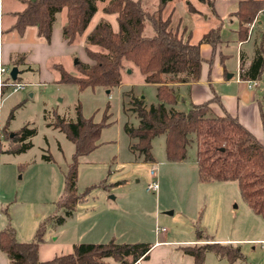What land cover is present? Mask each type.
<instances>
[{
	"label": "rangeland",
	"instance_id": "rangeland-1",
	"mask_svg": "<svg viewBox=\"0 0 264 264\" xmlns=\"http://www.w3.org/2000/svg\"><path fill=\"white\" fill-rule=\"evenodd\" d=\"M174 2L179 16L185 17L182 0ZM158 3L159 0H144V7L152 12L157 9ZM102 7L103 4H99V11L87 30L98 22L99 17H104L117 31L116 14H105L101 11ZM172 13L170 8L164 7L162 16L166 18ZM258 15L259 12L253 22ZM258 18L264 27V14L261 13ZM176 24L171 22V27L180 33L181 29ZM87 30L75 45L72 44L74 55L56 43L53 50L58 58L51 57L46 62L45 56L39 53L37 61L32 63L33 70L27 66L19 67L17 81L24 83L25 89L3 90L0 97V230L9 225L14 229L17 241L29 242L34 239L37 229L43 226V239L51 244L107 243L113 238V227L116 243L154 242L161 240L165 234L168 241L194 240L197 231L201 230L202 239L207 240L205 243L231 244L241 252L238 258L231 260L206 251L203 264H264V253L257 243L264 241V217L253 212L245 202L236 181H203L197 193L195 212L187 199L190 185L183 187L179 183L180 178L175 177L168 190L176 207H156L158 195L147 190L148 183L152 181L149 169L155 164L145 163L141 154L131 151L130 147L136 139L129 137L125 130L126 126L138 125V118L132 110L134 97L143 99L146 109L158 102L156 85L144 82L136 66L126 62L127 67L122 70V84L110 88L93 86L80 90L73 82H59V74L53 64H61L72 74L74 57L88 62L84 52ZM201 31L202 25H194L193 41L198 40ZM6 33L13 32L4 31V36ZM143 34H153L149 22ZM8 35L10 37L11 34ZM221 35L230 37V29H225ZM255 39L243 45L249 57L253 54ZM24 40L32 42L28 37ZM228 44L231 51L224 64L227 75L233 74L228 88L242 92L247 89V82L237 84L240 83L236 77L237 47L233 42ZM204 54L209 59L212 50ZM219 59L218 50L213 60ZM8 67L15 66L8 64ZM255 81L257 86L251 89L258 95L259 109L264 118V76ZM187 106L181 100L178 105H173L175 109L185 111ZM77 108L85 118L101 124L102 128L98 146L77 159L75 188L82 199L68 215L61 203L66 191V178L74 164L75 147L66 134L54 128L53 124L58 118L74 120ZM210 113L215 115L212 110ZM23 128L34 132L24 141L28 143L26 148H23L22 142L14 141ZM164 140L163 134L152 140L151 151L158 163L166 160ZM195 158L196 146L192 142L185 160L194 162ZM157 180L161 185L158 176ZM115 210L120 214L118 218H113ZM156 227H163L165 231L157 232ZM222 239L233 241H219ZM164 247L171 249L168 244ZM154 260L157 264H170L171 253L164 252ZM105 261L118 264L113 259Z\"/></svg>",
	"mask_w": 264,
	"mask_h": 264
},
{
	"label": "trees",
	"instance_id": "trees-1",
	"mask_svg": "<svg viewBox=\"0 0 264 264\" xmlns=\"http://www.w3.org/2000/svg\"><path fill=\"white\" fill-rule=\"evenodd\" d=\"M23 9L15 13L14 30L22 35L27 27H36L37 35L51 41L56 15L65 11L62 36L68 44H74L85 33L93 16L99 11L116 14L118 30H113L109 21L100 18L84 38V52L88 62L77 60L72 74L61 64H53L59 74V82L75 83L80 90L87 87H114L122 84V70L126 62L136 66L146 83L156 85L158 102L149 109L143 99L133 98L132 110L138 118L136 127L126 126L129 137L136 139L131 151L143 156L145 163L153 161L152 140L164 135L165 157L168 162H182L187 149L194 142L196 163L201 181H236L240 194L250 208L264 217V145L229 113L211 115L209 102L193 104L187 111L173 107L177 102V84H189L200 80L202 63L213 64L215 52L222 53L221 24L205 32L197 44L189 41L188 35L171 27L170 15L163 18V9L171 0H159L156 10L149 12L144 0H19ZM211 8L213 0H198ZM188 10L196 12L190 3ZM264 9V0H238V9L231 16L238 23V39H247L249 27L258 12ZM147 22L153 34H143ZM209 44L212 56L205 60L200 54V44ZM14 57V56H13ZM11 59L13 66L22 62V55ZM239 79L255 81L264 76V48H256L250 65L245 68L242 55ZM19 73V71H18ZM18 76L16 78V81ZM3 94V91H2ZM172 106V107H171ZM54 128L66 134L75 147L74 164L66 178V191L61 205L70 215L81 201L75 188L77 159L98 146L102 125L85 118L77 108L76 118L65 121L58 118ZM34 132L23 128L16 142L24 141ZM14 139V137H13ZM7 211L5 215H7ZM44 228L40 226L32 241L19 242L9 225L0 230V252L10 264H145L149 258V243H75L72 250L45 261L38 259V247L43 241ZM203 233L197 231L198 240ZM194 259V264H203L206 251L227 256L231 260L241 255L240 249L231 244L203 243L182 248Z\"/></svg>",
	"mask_w": 264,
	"mask_h": 264
},
{
	"label": "crops",
	"instance_id": "crops-1",
	"mask_svg": "<svg viewBox=\"0 0 264 264\" xmlns=\"http://www.w3.org/2000/svg\"><path fill=\"white\" fill-rule=\"evenodd\" d=\"M213 1L214 4L211 8L207 3L200 2L198 0H182L185 10L184 15L186 13L185 17L179 16L177 11L178 7L176 6L174 0L169 1L165 6L173 11L171 15L168 14L171 17V22H175V24L177 23L176 25H178L179 29H181V33H186V35H188L189 41L192 44H197L205 32L221 24L220 36L222 43L218 49H220L222 55L220 56L219 61L213 60L212 66H210L207 62H203L199 81L189 84H177L175 87L178 94V99L174 105H178L181 100L184 103L186 102L188 105L187 108L189 109L193 104H200L202 102L208 101L210 103V109L215 115L221 116L224 113H229L231 116L236 117L240 124L249 130L256 137V139L264 145V118L261 110L259 109L258 95L253 93L252 89L248 87H246L247 89H244L242 92L229 89L228 87L233 78V74L227 75L228 70L224 64L227 58L230 56L231 51L228 43L233 42L236 44L238 55V70L236 77L240 83L237 84L247 82L239 79V68L241 63L240 56L242 55L244 66L247 68L255 55L256 47L262 46V48H264V27L258 18L262 12H259V15L252 23L253 25H250L247 39L241 41L238 39L237 34V20L231 16L232 13L238 9V0ZM187 3H190L196 12H190L188 10ZM22 9L23 4L19 0H0V60L6 67H8V64L12 63L11 59L13 56V58L19 59L20 57H18V55L23 56L22 62L16 66L18 71L20 69L19 67L21 66H27L33 70L34 67L32 66L34 62L37 61L39 53L43 55V57L45 56L46 62L50 60L51 57L58 58V54L53 50V47L56 43L59 47L67 50V53H71V55L75 54V49L72 47V44H68L62 36V27L65 24V11H61L56 15L51 41L47 42L43 37L37 35L36 27H27L22 35H19L16 30H14L13 25L16 20L15 13ZM181 11L183 12L182 6ZM100 18L101 17H99V19ZM194 25H202L201 35L197 41H193L191 38ZM225 29H230L231 38L221 35V32ZM4 31L13 33H6L4 36ZM8 34H11L10 37ZM26 37L31 39L32 42L29 40H24ZM254 37L256 39L253 46V54L249 57L246 54L243 45ZM73 45H75V43ZM199 47L201 56L205 60H208V55L204 53H207L208 50H212L211 46L209 44L202 43ZM76 61L77 58L74 57L73 63ZM151 154L153 161L150 163L155 164L157 176L159 177V180H161V185L159 184V194L158 192L156 193V195H158L156 207H163L166 209L169 207H176L173 206V198L171 197L170 190L168 189L172 180L175 179V177H178L180 178V185H183V187L188 184L190 185V193L187 194V199L189 206L191 208L193 207L196 212L197 193L201 188V184L203 183L198 175L196 158L194 162H186V160L182 162H168L165 160L163 163H158L156 162L152 151ZM181 193L185 194L184 191H181ZM180 197L183 199L181 194ZM118 215L120 214L115 210L113 213V218H118ZM136 225L140 226L139 223H136ZM114 231L115 229L113 227L112 241L117 239ZM167 237V234H165L162 236L161 240L158 239L154 242H147L151 245V249L149 250V258L147 261H142V263L157 264V262L154 260V257H159V255H163L165 252L171 253L172 262L170 264H194L193 257L185 254L182 248L205 243V241L198 240V238L194 240L168 241ZM54 240L56 241L57 238ZM219 241L232 242L233 240L222 239ZM75 243L72 242V244H70L55 242L51 244L47 239H43L38 247V259L45 261L53 258L54 256L68 253L72 250V246ZM167 244L171 249H166V247H164ZM0 264H10L7 256L2 252H0Z\"/></svg>",
	"mask_w": 264,
	"mask_h": 264
},
{
	"label": "built area",
	"instance_id": "built-area-1",
	"mask_svg": "<svg viewBox=\"0 0 264 264\" xmlns=\"http://www.w3.org/2000/svg\"><path fill=\"white\" fill-rule=\"evenodd\" d=\"M264 13V10L262 11ZM257 86L256 81H247V87L253 88ZM25 84L18 82L16 80H13L10 76V68L6 67L0 60V97L2 96V91L6 89H11L13 91L17 90H23L25 89ZM156 166L152 165L149 169V174L152 177V181L148 183L147 190L153 191L155 193L158 192L159 189V183L157 180V172H156ZM157 232H164L165 228L156 227ZM260 245L261 251L264 253V241H258L257 242Z\"/></svg>",
	"mask_w": 264,
	"mask_h": 264
},
{
	"label": "water",
	"instance_id": "water-1",
	"mask_svg": "<svg viewBox=\"0 0 264 264\" xmlns=\"http://www.w3.org/2000/svg\"><path fill=\"white\" fill-rule=\"evenodd\" d=\"M76 62H77V61H76ZM76 62H75V63H76ZM17 75H18V68H17V67H12V68L10 69V76H11V78H12L13 80H16ZM169 213H172V212L170 211Z\"/></svg>",
	"mask_w": 264,
	"mask_h": 264
}]
</instances>
